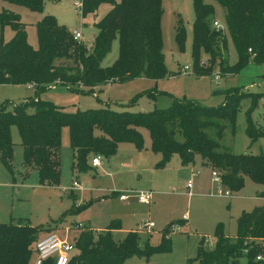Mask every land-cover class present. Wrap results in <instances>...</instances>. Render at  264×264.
<instances>
[{
	"label": "trees",
	"instance_id": "16d2710c",
	"mask_svg": "<svg viewBox=\"0 0 264 264\" xmlns=\"http://www.w3.org/2000/svg\"><path fill=\"white\" fill-rule=\"evenodd\" d=\"M3 1L31 11L44 10V0ZM216 1L225 10V24L237 52V61L229 65L223 56L226 35L212 26L213 6L203 0H192L193 73L197 76L209 74L218 64L220 74H234L251 62L264 64V0ZM103 3L110 4L111 8L95 22L97 34L89 47L75 41L67 26L58 23L54 16L45 15L36 24L37 47L34 48L27 42L19 15L8 10L0 12V26H10L13 31L9 41L0 42V84H33L35 94L19 103L0 104V161L6 168L11 170L13 159L12 126L17 127L21 139L25 172L35 168L43 185L60 183L59 152L64 127L68 128L69 145L74 154L72 167L78 172L90 168V155L111 158L121 142H130L138 150L144 149L139 128H146L151 151L160 154L155 168H164L173 155H178L183 166L192 164L199 155L205 165L219 174L223 186L231 193L242 189L246 176L264 185V154L218 150L226 128L224 122L230 124L234 133L236 116L246 97L250 99L245 111L246 135L251 143L264 137V130L252 118L263 93L245 91L243 86L230 87L225 91L224 102L218 106H204L196 100L171 96L170 106L149 112L110 108L67 112L39 97L54 84L64 85L76 93H93L100 84L140 77L159 80L169 74L161 32L162 0H83L82 16L94 13ZM185 38L186 29L179 19L175 26V41L180 51L184 49ZM116 39L117 58L110 66L103 67L101 62ZM56 60L63 61L56 64ZM145 93L152 98L158 94L155 90ZM10 104L12 109L8 110ZM31 107L32 112L28 111ZM96 128L101 135L95 134ZM207 130H211V136ZM260 196L264 197V190ZM82 207L84 205L67 212H76ZM173 225L170 223L164 228L159 244L146 243L143 248L136 231H130L121 242H115L111 235L113 222L107 230L100 232L82 229L72 240L76 253L68 264H123L134 255L148 257L167 252L170 240L166 235ZM41 228V225L32 227L20 222L0 223V264H30L32 247L41 238L38 235ZM214 236L212 248L205 247L204 241H200L195 257L185 264H239L241 258H245L247 264H264L255 261V255L262 249L247 243L250 239L264 237V205L239 215L233 237L225 235L220 223L216 225ZM43 264L53 263L47 260Z\"/></svg>",
	"mask_w": 264,
	"mask_h": 264
},
{
	"label": "rangeland",
	"instance_id": "374dc122",
	"mask_svg": "<svg viewBox=\"0 0 264 264\" xmlns=\"http://www.w3.org/2000/svg\"><path fill=\"white\" fill-rule=\"evenodd\" d=\"M203 1L214 8L213 21L219 24L218 29L226 35V51L223 56H226L229 65H233L237 61V52L227 31L225 10L216 0ZM74 2L75 0H44L43 12H36L0 0V12L8 10L19 15L24 25L27 42L34 48L37 47L36 24L45 15L54 16L58 23L66 25L70 31L80 29L84 34L85 45L89 47L97 32L95 22L106 14L111 5L103 3L94 13H88L83 17L75 11ZM162 8L163 53L169 72L166 77L159 80L140 77L125 82L100 84L92 90L93 93H76L64 85L54 84L39 97L62 107L67 112L90 108L149 112L170 106L171 96L196 100L204 106H218L224 102L225 91L228 88L240 86L248 92L263 93L264 97V64L251 62L240 72L221 74L218 79L216 74L221 73L218 64L209 74L195 75L191 60L194 19L192 0H162ZM179 19L186 29L182 51L175 41V26ZM12 36L13 31L10 26H0V42H7ZM117 55L118 40L116 39L101 65L110 66ZM61 61L63 60H56L55 63L59 64ZM184 67H187L186 72ZM149 90H155L158 94L154 98L147 96L145 92ZM34 95V91L27 84H0V104L19 103ZM261 99L252 112V118L258 121L261 126H257L264 130V102ZM249 104L248 97L242 100L235 120L234 133L230 124L224 122L226 128L223 138L219 141V151L264 154V137L251 143L245 132V111ZM7 109L11 110L12 105H8ZM28 111L32 112L33 108H29ZM139 130L144 140V149L138 150L130 142H121L109 162L102 157L105 166L78 172L71 169L72 152L68 128L64 127L59 152L60 183L59 186H54L40 184L35 168L25 172L22 166L21 139L17 127L12 126L14 151L11 170L0 161V223H10L11 218H13L12 222L22 219V223H30L35 227L41 225L39 236L54 233L72 241L81 230L75 227V223L84 222L93 232H100L107 230L113 222L111 235L115 242H121L130 230H134L137 232L139 243H144L143 247L146 243L151 246L159 244L164 228L173 223L174 227L171 226L173 229L170 228L171 231L166 235L170 240L169 251L154 253L148 257L134 255L127 258L124 264H185L188 259L195 257L200 241H204L207 248L214 246L216 240L214 231L217 224H222L226 236L233 237L236 234V220L239 215L264 204V198H260L264 185L253 182L248 176L244 178L240 192L231 193L230 196L216 195L219 186L210 182L208 176L210 169L202 166L199 155H196L193 167H185L180 163L177 166L170 164L173 159L179 161L176 155L167 164L166 167H169L167 172L154 169L158 161H155V154L151 149L149 150L151 144L149 131L146 128ZM207 133L211 136L212 132L207 130ZM95 134L101 135L102 132L96 128ZM178 139L181 140L179 136ZM156 155L159 160L160 155ZM91 158L88 161L89 166ZM124 162L132 163V168H124L122 166ZM190 168L198 172L197 176L190 178ZM77 179L83 185V190L72 187L73 180ZM189 182L190 194L187 193ZM70 189H76L73 191L77 199L71 197ZM220 189L225 193L224 187ZM140 191L152 193L150 206L139 203L134 197V193ZM113 192H130L132 195L129 200L121 201L111 195ZM78 202L81 204H76ZM80 205L84 207L76 212H67ZM65 212L67 213L62 221L57 223ZM183 214L188 216L187 221L183 220ZM144 222L151 224L152 227L142 228ZM65 228L69 230L66 231ZM33 259L32 247L30 264ZM239 264H247L246 259H239Z\"/></svg>",
	"mask_w": 264,
	"mask_h": 264
},
{
	"label": "built area",
	"instance_id": "2783aa9c",
	"mask_svg": "<svg viewBox=\"0 0 264 264\" xmlns=\"http://www.w3.org/2000/svg\"><path fill=\"white\" fill-rule=\"evenodd\" d=\"M75 11L77 13H80L82 15L83 10V0H75L73 4ZM212 26L214 28L219 27V24L216 21L212 22ZM72 37L77 42H83V35L78 30H73ZM249 51H251L249 49ZM201 64H204V61L201 62ZM184 71H187V67H184ZM221 74H216V79L220 78ZM29 88L33 89V84H27ZM101 164V156L100 155H93V157L90 160V166L97 167ZM212 181L219 186L216 191V195L218 196H230L231 192L225 188L222 184L221 178L219 174L212 170L211 172ZM73 188L81 189V185L78 183V181L74 180L72 182ZM187 187H191V183L189 182L187 184ZM220 187L225 188V193L220 189ZM188 194H190V191H188ZM132 193L130 192H123L118 195V199L121 201L127 200ZM134 197L137 199L139 203L150 205L152 202V193L149 191H140L138 193H134ZM183 219H186V215L183 216ZM76 228L79 229H85V227L82 224H76ZM152 227L151 224H148L144 222L142 224V228H149ZM65 230H69L65 228ZM207 243V241H205ZM247 243H252V247L257 246L259 249H262L255 255V261L258 262H264V237L259 239H250ZM33 252H34V259L32 264H43L47 260H51L53 264H68L72 256L76 253V249L74 247L73 241H70L67 239V237L61 238L57 236L54 233H49L41 238H39L37 241H35L33 245ZM244 252H247V249L244 250Z\"/></svg>",
	"mask_w": 264,
	"mask_h": 264
},
{
	"label": "crops",
	"instance_id": "0c3cea01",
	"mask_svg": "<svg viewBox=\"0 0 264 264\" xmlns=\"http://www.w3.org/2000/svg\"><path fill=\"white\" fill-rule=\"evenodd\" d=\"M74 30H78V31H80L81 33H82V35H83V43L85 44V41H84V34H83V32L80 30V29H74ZM73 31V30H72ZM71 31V32H72ZM96 34H97V32H96ZM95 34V35H96ZM95 37V36H94ZM93 40H94V38H93ZM93 43V42H92ZM96 88V87H95ZM94 88V89H95ZM31 89V88H30ZM33 90V89H32ZM261 101L262 102H264V97H262V99H261ZM254 120V119H253ZM254 122H255V124L256 125H260L261 126V124L260 123H258V121H256V120H254ZM12 128V127H11ZM120 145V144H119ZM146 150H147V148H146ZM149 150H150V147H149ZM71 152H72V164H73V161H74V154H73V151H72V149H71ZM154 153V152H153ZM155 154V156H156V159H155V161H158V156L156 155L157 153H154ZM160 155V154H159ZM59 156H60V154H59ZM173 156H176V155H173ZM173 156L171 157V159L173 158ZM178 156V155H177ZM92 157V155H90V157L88 158V161H89V159ZM196 157V156H195ZM170 159V160H171ZM109 160H110V158L109 159H107V162H109ZM174 161H170V164H174V166H177V164H181V162H180V159H179V161L177 160V159H173ZM169 163V162H168ZM167 163V164H168ZM194 163V162H193ZM189 164V165H186L185 167H193V165L194 164ZM60 164H61V160H60ZM167 164H166V166H167ZM201 164H202V166H205V167H208L207 165H205L204 164V162H203V160L201 159ZM182 165V164H181ZM103 166H105V164L103 163V158L101 157V164H100V166H97V167H90V168H98V167H103ZM124 168H127V169H129V168H132V166H133V164L132 163H129V162H124L123 163V165H122ZM164 167V168H161V169H158V168H155L154 167V169H156V170H162L163 172H167L166 170H168V168L169 167ZM170 166V165H169ZM183 166V165H182ZM71 169L72 170H75V171H77L76 169H74L73 167H72V165H71ZM210 169V168H209ZM211 172H212V170L210 169V174L208 175L209 176V180H210V182H212V183H214L213 181H212V176H211ZM197 174H198V172H195V171H193L192 170V168H190V178H193V177H195V176H197ZM189 178V179H190ZM74 181V180H73ZM76 181H78V179L76 180ZM78 183H79V181H78ZM80 185H81V189H78V188H76L77 190H83V185L81 184V183H79ZM54 186H59V185H54ZM191 188V187H190ZM190 188H188L187 187V193H188V191L190 190ZM76 189H70L71 191V197L72 198H74V199H77V195L74 193V191L73 190H76ZM240 192V191H239ZM121 193H123V192H113L111 195L112 196H114V197H118V195L119 194H121ZM260 198H264V197H260ZM129 200V199H128ZM101 201H103V199H101ZM152 203V202H151ZM76 204H81V203H76ZM142 204V203H141ZM145 205V204H144ZM151 205V204H150ZM150 205H146V206H150ZM264 205V204H263ZM184 215H186V214H183V216ZM182 216V217H183ZM187 219H188V216L186 215V219H183L184 221H187ZM12 220H13V218H11V222H12ZM15 222H20V223H22V219H18V220H15ZM76 224H79V223H75L74 225H76ZM80 224H82L85 228H89L87 225H86V223H84V222H80ZM29 225H31L30 223H29ZM32 227H35L34 225H31ZM172 227H174V225L172 226ZM171 229H173V228H171ZM130 231H134V230H130ZM171 231V230H170ZM149 234H150V232H148ZM41 237H43V236H41ZM139 245H140V247L142 248L143 247V245H144V243H139ZM124 264V263H123Z\"/></svg>",
	"mask_w": 264,
	"mask_h": 264
}]
</instances>
